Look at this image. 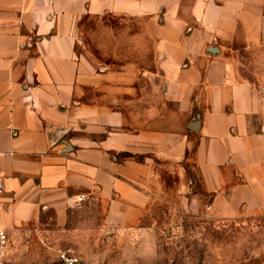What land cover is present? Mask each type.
Segmentation results:
<instances>
[{"label": "crops", "instance_id": "0c3cea01", "mask_svg": "<svg viewBox=\"0 0 264 264\" xmlns=\"http://www.w3.org/2000/svg\"><path fill=\"white\" fill-rule=\"evenodd\" d=\"M244 4L0 0L7 253L25 223L36 232L51 220L80 242L99 220L106 231L128 230L164 201L206 205L214 219L264 206V123H252L264 103L231 69L236 43L262 40ZM115 16L128 18V66L96 68L78 45L88 28L107 32L94 42L118 59Z\"/></svg>", "mask_w": 264, "mask_h": 264}, {"label": "rangeland", "instance_id": "374dc122", "mask_svg": "<svg viewBox=\"0 0 264 264\" xmlns=\"http://www.w3.org/2000/svg\"><path fill=\"white\" fill-rule=\"evenodd\" d=\"M244 3L246 20L261 21L262 40L236 43L231 69L236 79L258 89L264 103V0ZM109 20L118 41L111 51L119 53V58L105 59L108 48L94 41L107 36V32L95 30L92 34L89 28L78 52L88 55L92 64L119 70L128 66V18L115 16ZM252 123L255 128L264 123V114ZM242 215L214 219L206 205L200 211H191L183 204L164 201L152 206L149 218L130 223L133 225L128 230L106 231L99 220L98 227L82 230L86 235L80 242L76 233L55 228L51 220L36 232L34 224L25 223L10 235L9 253L0 258V264H59L58 253L66 247L74 248L87 264H264V206Z\"/></svg>", "mask_w": 264, "mask_h": 264}, {"label": "built area", "instance_id": "2783aa9c", "mask_svg": "<svg viewBox=\"0 0 264 264\" xmlns=\"http://www.w3.org/2000/svg\"><path fill=\"white\" fill-rule=\"evenodd\" d=\"M1 157L2 155L0 154V197L5 193V180L1 166ZM85 201V195H80L76 198V204H81ZM8 240L7 231L0 229V258L6 255ZM58 261L59 264H87L72 247H66L60 250L58 253Z\"/></svg>", "mask_w": 264, "mask_h": 264}]
</instances>
